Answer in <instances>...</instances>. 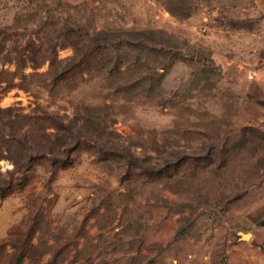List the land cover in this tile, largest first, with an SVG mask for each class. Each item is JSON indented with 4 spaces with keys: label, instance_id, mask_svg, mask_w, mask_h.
Segmentation results:
<instances>
[{
    "label": "rangeland",
    "instance_id": "obj_1",
    "mask_svg": "<svg viewBox=\"0 0 264 264\" xmlns=\"http://www.w3.org/2000/svg\"><path fill=\"white\" fill-rule=\"evenodd\" d=\"M263 184L264 0H0V264H264Z\"/></svg>",
    "mask_w": 264,
    "mask_h": 264
},
{
    "label": "crops",
    "instance_id": "obj_2",
    "mask_svg": "<svg viewBox=\"0 0 264 264\" xmlns=\"http://www.w3.org/2000/svg\"><path fill=\"white\" fill-rule=\"evenodd\" d=\"M259 220L262 221L252 223V227H250L249 231H244V232L248 233L247 236L251 235L252 239L256 241L258 244L264 246V215Z\"/></svg>",
    "mask_w": 264,
    "mask_h": 264
},
{
    "label": "water",
    "instance_id": "obj_3",
    "mask_svg": "<svg viewBox=\"0 0 264 264\" xmlns=\"http://www.w3.org/2000/svg\"><path fill=\"white\" fill-rule=\"evenodd\" d=\"M240 235H241L242 238H245L246 235H248V233H246V232H242Z\"/></svg>",
    "mask_w": 264,
    "mask_h": 264
},
{
    "label": "trees",
    "instance_id": "obj_4",
    "mask_svg": "<svg viewBox=\"0 0 264 264\" xmlns=\"http://www.w3.org/2000/svg\"><path fill=\"white\" fill-rule=\"evenodd\" d=\"M27 159H28V160H31L32 158L29 156V158L27 157ZM66 163H67V161L64 162L63 164H66ZM28 166H29V164L26 165V167H28ZM262 223H263V222H262Z\"/></svg>",
    "mask_w": 264,
    "mask_h": 264
}]
</instances>
